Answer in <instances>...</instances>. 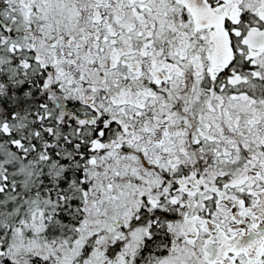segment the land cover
<instances>
[{
	"label": "flooded vegetation",
	"instance_id": "obj_1",
	"mask_svg": "<svg viewBox=\"0 0 264 264\" xmlns=\"http://www.w3.org/2000/svg\"><path fill=\"white\" fill-rule=\"evenodd\" d=\"M92 10L73 31L80 41L50 32V58H34L60 88L81 85L75 75L90 62L95 81L118 90L97 119L83 102L93 114L78 122L99 143L89 150L146 155L145 168H160L191 210L182 227L198 216L192 234L225 246L213 264H255L264 255V45L247 36L264 33V0H96ZM220 36L227 61L212 58ZM213 207L227 208L214 225Z\"/></svg>",
	"mask_w": 264,
	"mask_h": 264
},
{
	"label": "rangeland",
	"instance_id": "obj_2",
	"mask_svg": "<svg viewBox=\"0 0 264 264\" xmlns=\"http://www.w3.org/2000/svg\"><path fill=\"white\" fill-rule=\"evenodd\" d=\"M8 2L14 7L15 16L23 17L21 20L23 25L31 22L41 31L39 37L31 36V46L35 50L34 58L39 64L48 61L47 57L50 58V45L53 43L51 40L47 41L50 32L56 31L61 35L59 37L69 34L72 40L80 41L73 31L82 24L86 26L85 21L89 23L93 7L96 9V0H8ZM93 19L96 20V13ZM13 21L14 19L10 20L8 27ZM236 63H239V59ZM75 76L81 81V85L60 88L54 84L55 80L52 75L49 76L47 70L41 91L55 106L57 117L67 119L71 117L64 108L67 99L76 100L78 103L89 100L98 110L99 105H103L104 112L107 113L110 107L104 102L110 104L116 101L118 96L116 87L99 85L95 81L96 75L88 66ZM103 78L99 77L100 80ZM85 123L82 121L77 124L81 126ZM25 126L26 124L21 125L20 130ZM93 131L91 129L90 132ZM94 138L90 140V147ZM21 149L26 150L24 147ZM98 151L99 149L94 153ZM116 156L121 159L119 155L109 150L97 154L96 159L99 160V166L105 164L110 167L114 157L118 160ZM34 162L35 160L28 161L25 154L18 157L14 151L7 148V144L0 143V176L3 174L7 176L6 181H2L0 177L2 189L0 264H29L32 259H38L44 264H137L135 259L143 237L148 235V225L137 224L135 219L139 217L135 215L142 196L146 194L148 199L152 200L150 192L143 189L144 185L151 187L147 175L123 183L116 178H112L110 182L108 180V184L105 180L92 179L70 224L66 228H60L53 237L47 239L46 232L53 228L49 226L55 224L53 217L57 213L55 208L57 202L44 194L48 192L47 185L42 188L43 182L35 177L37 165ZM127 166L125 169L129 170ZM51 170V178L46 180L47 184L56 180L63 172V167L52 164L48 172ZM240 172L239 170L234 175ZM93 175H89L88 178ZM175 201L179 207V201L176 198ZM183 203L187 208L192 207L190 201L185 200ZM156 205L153 202V206ZM226 209L213 207L212 225L219 222L223 217L222 211ZM179 210L181 215L173 229L174 238L167 248L166 255L143 264H208L201 249L202 235L187 233L182 229V216L185 212L191 213V210H183L181 206ZM76 216L80 218L77 219ZM257 254V250L248 252L249 256L256 259ZM244 260L243 258L242 261ZM257 262L255 264H264V255Z\"/></svg>",
	"mask_w": 264,
	"mask_h": 264
},
{
	"label": "trees",
	"instance_id": "obj_3",
	"mask_svg": "<svg viewBox=\"0 0 264 264\" xmlns=\"http://www.w3.org/2000/svg\"><path fill=\"white\" fill-rule=\"evenodd\" d=\"M13 19V24L8 27ZM21 20V16H15L14 7L8 0H0V143L7 144V148L18 157L25 154L28 161L35 160V177L43 182L42 188L47 185L48 192L44 194L57 202V206L54 203L57 211L53 217L55 224L49 226H53V230L46 232L45 236L49 239L60 228L70 224L92 179L105 180L108 184L116 178L123 183L147 175L151 187L144 185L143 189L150 192L152 200L146 194L140 198V207L135 215L139 219L135 222L148 225V235L143 237L135 261L143 264L160 259L171 245L173 229L181 215L180 205L178 207L175 201L178 195L173 191L174 186L163 183L164 175L160 168H145L149 161L142 153H116L121 159L116 156L118 160L114 157L110 167L105 164L99 166L98 158L89 150L90 140L94 137V133L90 132L91 126L77 124L78 117L89 115L91 110L83 103L67 99L64 108L71 117H57L55 106L41 91L45 71L34 62L32 52H25L31 50L30 33H35V26L27 23L26 19L27 25H23ZM22 31L26 32L23 43H20L19 34ZM7 34L15 36L8 40L9 43ZM88 67L93 70L95 65L89 64ZM23 124L26 126L20 130ZM15 139H19L26 150L12 146L11 141ZM90 157L94 158L93 162ZM52 164L62 166L63 172L47 184ZM126 165L129 170L125 169ZM91 174L94 175L88 178ZM153 202L157 205L153 206ZM29 264L44 263L32 259Z\"/></svg>",
	"mask_w": 264,
	"mask_h": 264
},
{
	"label": "water",
	"instance_id": "obj_4",
	"mask_svg": "<svg viewBox=\"0 0 264 264\" xmlns=\"http://www.w3.org/2000/svg\"><path fill=\"white\" fill-rule=\"evenodd\" d=\"M222 38V40L220 41L219 39H217L215 41V49L214 52L212 54V58H216L217 60L219 59H224L226 58V61L229 60L231 53L229 51V48L227 46V42L226 40L220 36ZM248 41L250 42L251 40H256V44L257 45H264V33H253V32H249L248 36H247ZM225 46V49H224ZM85 103H89V100H85ZM91 109L93 112L96 113V117L95 119L99 118V112L97 110L96 107H94L93 105H91ZM11 144L13 146H16L18 149L21 148L22 146V142L19 139H15L11 141ZM99 146L98 142H95L93 144V147L96 148ZM2 180H6V176L3 175L2 176ZM198 222H202L203 220H201L198 216H193L191 217L188 222H186L183 225V230L184 232L187 233H192L194 231V226L196 223ZM248 242V240L241 242V245H235V248L238 249L240 247H243L245 245L242 244H246ZM202 252L204 254V257L206 259V261L210 264H213L215 262V259L220 258L221 256H223L226 253V249L224 245H213L210 243L209 239H205L202 245Z\"/></svg>",
	"mask_w": 264,
	"mask_h": 264
}]
</instances>
